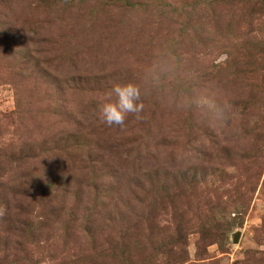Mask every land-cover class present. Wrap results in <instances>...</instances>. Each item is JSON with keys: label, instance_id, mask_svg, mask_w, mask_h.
<instances>
[{"label": "rangeland", "instance_id": "1", "mask_svg": "<svg viewBox=\"0 0 264 264\" xmlns=\"http://www.w3.org/2000/svg\"><path fill=\"white\" fill-rule=\"evenodd\" d=\"M0 264H264V0H0Z\"/></svg>", "mask_w": 264, "mask_h": 264}, {"label": "clouds", "instance_id": "2", "mask_svg": "<svg viewBox=\"0 0 264 264\" xmlns=\"http://www.w3.org/2000/svg\"><path fill=\"white\" fill-rule=\"evenodd\" d=\"M141 95V86L136 82L112 83L107 97L98 105L99 120L107 126H123L128 114L139 119Z\"/></svg>", "mask_w": 264, "mask_h": 264}, {"label": "water", "instance_id": "3", "mask_svg": "<svg viewBox=\"0 0 264 264\" xmlns=\"http://www.w3.org/2000/svg\"><path fill=\"white\" fill-rule=\"evenodd\" d=\"M238 236H239V232H235V233L233 234V241H236L237 238H238Z\"/></svg>", "mask_w": 264, "mask_h": 264}]
</instances>
